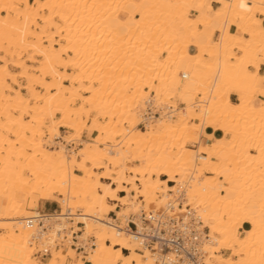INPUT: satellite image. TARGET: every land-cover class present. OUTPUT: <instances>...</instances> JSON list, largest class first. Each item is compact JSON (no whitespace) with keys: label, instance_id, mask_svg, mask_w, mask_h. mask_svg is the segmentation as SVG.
Segmentation results:
<instances>
[{"label":"bare ground","instance_id":"6f19581e","mask_svg":"<svg viewBox=\"0 0 264 264\" xmlns=\"http://www.w3.org/2000/svg\"><path fill=\"white\" fill-rule=\"evenodd\" d=\"M214 1L0 0V264H160L159 250L108 217L137 212L140 198L177 217L191 205L208 228V264H264V0ZM177 96L185 107L172 119ZM149 97L165 106L146 120ZM143 121L146 129L135 127ZM84 128L89 139L69 153L63 142ZM186 140L198 148L179 146ZM179 186L186 200L171 209ZM48 200L62 209L41 212L45 232L23 221L39 212L27 203ZM244 221L251 226L241 236ZM93 230L97 240L87 236ZM74 232L80 244L95 238L79 249L85 259L75 256ZM36 236L51 245L47 262L32 257ZM63 236L74 249L57 250ZM221 246L233 253L215 255Z\"/></svg>","mask_w":264,"mask_h":264},{"label":"built area","instance_id":"2783aa9c","mask_svg":"<svg viewBox=\"0 0 264 264\" xmlns=\"http://www.w3.org/2000/svg\"><path fill=\"white\" fill-rule=\"evenodd\" d=\"M153 101V97H149L145 101L144 119L146 120L159 117L164 110L165 105L163 103H154ZM167 107L173 109V107ZM144 123L143 121L141 126L144 127ZM185 192L186 188L183 186H179L174 192H169L171 197L166 206L171 209L182 207L183 202L186 200ZM139 200L142 202L138 207L139 210L129 212L122 219L117 218L114 212H110L109 216L113 217L118 227L121 226L127 232L139 237L142 244L150 250L154 252L159 250L161 254H157L160 256L157 262L160 264H208L206 258L209 254L202 250V238H208V228L203 225V220L191 205H186L184 215L177 217L166 213L162 207L145 208L143 199L140 198ZM77 212H80L79 208H77ZM46 216L41 212H37L34 216L24 218L23 221L28 225L38 224L41 231L45 232ZM66 216L71 222V215ZM76 235V232L72 234L73 243L71 244L75 249L83 250L87 245L94 246L95 238L93 236L80 244ZM40 236L35 237L34 254L47 256L51 245L41 243ZM64 238L66 236H63L62 239L56 238V246L62 245ZM168 250H171L172 254H166Z\"/></svg>","mask_w":264,"mask_h":264},{"label":"rangeland","instance_id":"374dc122","mask_svg":"<svg viewBox=\"0 0 264 264\" xmlns=\"http://www.w3.org/2000/svg\"><path fill=\"white\" fill-rule=\"evenodd\" d=\"M208 1H212V0H208ZM33 2V0H30V3H32ZM258 6H260V4H258ZM4 13L2 12L0 15H3ZM195 14H196V12L195 11H193V10H189V16H195ZM120 16H123V13H121L120 14ZM256 17H262L258 12H256V15H255ZM56 20V19H55ZM214 26H216V24L214 23L213 24ZM199 27H201L202 29H204V27H202L201 25L199 26ZM211 28L210 27H207L206 28V30L205 31H209ZM233 29V28H232ZM231 29V30H232ZM234 30H235V28H234ZM234 30H232V32L234 31ZM237 31V30H236ZM219 34H220V32L218 31H216L215 32V34L213 35V39L214 40H217L218 38H219ZM234 50V52H239L237 49H235V48H233ZM0 54H3L2 52H0ZM260 55V56H259ZM259 55H258V57H261L263 54L262 53H259ZM63 57H65V58H67L68 57V54L66 53V54H63L62 55ZM262 63V62H261ZM28 64H30V65H33V67H35V66H37V62H35V63H28ZM8 69L10 70V71H12V72H16L18 69L17 68H15V67H13V66H10V64L8 65ZM63 68L62 67H60L59 68V70H62ZM249 69H251V70H253V67H251V66H249ZM67 71L68 72H71L72 70H71V68H67ZM19 81V83H24V81H22V80H20V79H18ZM8 82H10V81H8ZM11 84V86L13 87V88H15V87H17V85H15V84H12V83H10ZM95 84H97V83H95ZM147 90V87H144L143 86V92H144V90ZM149 89V88H148ZM23 91V90H22ZM151 90H149V92H150ZM24 92V91H23ZM148 91L147 92H144L145 94H148L149 93ZM198 92H201V91H199V89H197V94H195L194 96H193V98H192V100H193V103H192V105H193V107L195 108V109H198V104H200V102L198 101V104H197V100H200V98H201V94L200 93H198ZM255 92V93H254ZM253 93L254 94H252L253 95V98L254 99H257L256 97L258 96V92L257 91H254ZM82 95H84V93H82ZM176 101H174V102H176V112H174V114H173V116H172V119H175L176 118V116L180 113V112H182V110L184 109V107H185V102H184V104L183 103H179L180 101H181V99H180V97L179 96H177L176 97ZM79 101L80 100H78L77 101V103H79ZM95 112H91L90 113V116H89V118L86 120V123L88 124L87 126H89L90 125V118L92 117V115L94 114ZM60 116V114L59 113H56L55 114V117H59ZM84 117V116H83ZM83 119H85V117L83 118ZM99 120H101V121H103L104 119H102V118H98ZM137 119L140 121L142 118L141 117H138L137 116ZM0 120H1V118H0ZM155 120L156 119H154L152 122H151V124H154L155 123ZM195 121V120H194ZM147 124H149V123H147ZM135 127H137V128H139V129H146L147 128V125H145V127H139V126H135ZM60 133L63 135V136H68L69 135V133H70V130L68 129V128H66V127H61L60 128ZM89 134H90V130H88L87 128H84V129H82L81 130V136H80V138L78 139V140H75L73 143H68V144H66V143H64L63 142V144L65 145V147H66V149L68 150V152L70 153V151H73V152H75V151H77L78 150V148L79 147H81L82 146V143H83V141L84 140H88L89 139ZM227 137H229V134H227L226 135ZM204 138V137H203ZM46 139V138H45ZM60 140V138H56V139H54V142H55V144L54 145H52V146H48V147H50V148H55V147H57V143H59L58 141ZM182 143H184V144H182ZM181 145H183L184 147H186V148H191V149H193V150H195V149H197L198 148V143L197 142H194V141H185V142H182L181 141V144L179 145V146H181ZM100 146H103V145H100ZM254 150V149H253ZM78 158H80V157H78ZM194 162H196V163H198L199 162V160H195ZM192 170H194V169H192ZM195 171V170H194ZM75 172L76 173H80L79 171H77V170H75ZM26 174H28L27 172H26ZM195 174H196V172H195ZM206 174H208L207 172H206V170H203L202 172H201V178H203L204 176H202V175H206ZM128 175V174H127ZM188 175V174H187ZM197 175V174H196ZM153 176V175H152ZM223 180V178L221 177L220 178V181H222ZM134 191V190H133ZM132 193H134V192H132ZM135 194V193H134ZM139 199H136V201H138ZM48 205V204H50L51 206H52V209L51 210H48V209H46L45 208V205ZM25 208H26V210H28V211H30V214L32 213V214H35V212H37V211H39V212H51V211H53V210H56L57 212H58V210L59 209H62V207H61V203H56V201H54V200H48V201H45L44 202V204H43V208L40 206V204H39V206L37 207V208H31L30 206H29V204L27 203L26 205H25ZM145 208H146V206H145ZM73 211L74 212H77V210H75V209H73ZM110 215V214H109ZM108 215V217H110ZM76 220L75 219H73V226H74V228H75V230H78V228L76 227ZM83 229V227L81 228V230ZM1 230V229H0ZM239 230H240V228H239ZM238 230V231H239ZM91 233V234H90ZM89 234H87V236L89 235H94L95 236V238H96V231L95 230H93L92 232H90ZM240 235L242 236L243 235V232H241L240 233ZM87 236H85V238L87 237ZM88 236V237H89ZM87 237V238H88ZM78 239L79 240H82V238H80V237H78ZM96 240H97V238H96ZM67 244V243H66ZM65 244V245H66ZM60 246V247H58L57 248V250L58 251H61V252H65L66 251V249H68L67 247H71L70 245H69V243H68V245H66V246ZM29 247H31V246H29ZM96 247V246H95ZM71 248H73V247H71ZM31 249H32V252H31V254H32V257H35L37 260H39V261H42V262H47L49 259H50V257H51V255L49 256V255H47V256H38V255H36V254H33V251H34V249H33V247H31ZM74 249V248H73ZM217 251H215L214 253H216L215 255H222V256H228V255H230V254H232L233 252H232V250H229V249H227L226 247H224L223 248V246H221V247H219V248H217L216 249ZM89 251H91V249H89L88 250V252ZM74 252H75V256H77V257H80V258H82V259H85V257H86V255L87 254H85V253H83V252H81L79 249H74ZM212 261H216V258L214 257V255H212ZM71 259V260H70ZM72 257H67L66 258V262L69 264L71 261H72Z\"/></svg>","mask_w":264,"mask_h":264},{"label":"crops","instance_id":"0c3cea01","mask_svg":"<svg viewBox=\"0 0 264 264\" xmlns=\"http://www.w3.org/2000/svg\"><path fill=\"white\" fill-rule=\"evenodd\" d=\"M217 5H218V4H217L214 0L211 1V6H212V8H217V7H218ZM202 27H204V29H202L201 27H200V28H201L205 33H209L210 30H209V31H205L206 28H207L208 26H202ZM192 39H195V37H193ZM259 73H260V74H264V61H263V62L260 64V66H259ZM229 98H230V101L233 102V103H237V102H238V98H237V95H236L235 93H230ZM257 98H261V96L258 95ZM214 135H215V136H220V135H221V132H220V131H215V132H214ZM222 192L224 193L225 190H222ZM45 208L48 209V210H51V209H52V206H51L50 204H48V205L46 204V205H45ZM250 209H251L252 211H256V208H255L254 206H250ZM250 226H251V224H250L249 222L244 221V222L242 223L241 227H240V231L242 232L243 229H249ZM85 264H89V263L85 261Z\"/></svg>","mask_w":264,"mask_h":264}]
</instances>
